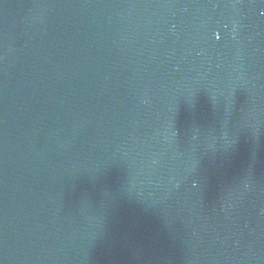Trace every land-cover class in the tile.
Here are the masks:
<instances>
[{
  "label": "water",
  "instance_id": "obj_1",
  "mask_svg": "<svg viewBox=\"0 0 264 264\" xmlns=\"http://www.w3.org/2000/svg\"><path fill=\"white\" fill-rule=\"evenodd\" d=\"M0 264H264V0H0Z\"/></svg>",
  "mask_w": 264,
  "mask_h": 264
}]
</instances>
